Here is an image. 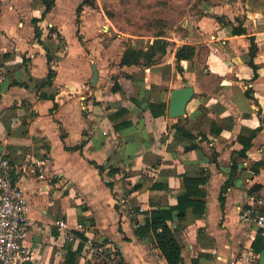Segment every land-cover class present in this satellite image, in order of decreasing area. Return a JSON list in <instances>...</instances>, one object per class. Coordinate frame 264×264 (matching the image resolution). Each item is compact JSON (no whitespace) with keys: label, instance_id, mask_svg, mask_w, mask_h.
I'll list each match as a JSON object with an SVG mask.
<instances>
[{"label":"crops","instance_id":"obj_1","mask_svg":"<svg viewBox=\"0 0 264 264\" xmlns=\"http://www.w3.org/2000/svg\"><path fill=\"white\" fill-rule=\"evenodd\" d=\"M80 2L55 0L42 15V0H0V157L15 167L29 201L26 246L43 264H105L83 243L86 236L76 229L82 224L95 242L116 249L118 264H168L153 231L143 226L152 209L177 204L184 175L205 176L203 213L190 207L179 221L173 210L168 221L181 244L182 264H233L248 249L257 255L253 264H264V241L256 239L263 228L238 218L239 207L264 193V30L251 33L256 74L247 63V36L232 35L217 20L211 32L201 27L197 35L210 47L201 66L178 63L179 44L167 64L120 66L123 49L112 65L106 45L98 47L107 43L105 36H92L89 52L83 46L72 13ZM80 24L85 29L84 20ZM93 63L97 83L91 82ZM49 68L53 81L42 85ZM186 84L194 96L181 118H171L170 92ZM50 95H56V106ZM162 101L166 113L157 117L141 107ZM120 107L129 110L132 126L115 131L108 116ZM176 122L195 137H174ZM211 122L222 127L219 135L211 133ZM258 126L251 155L241 156L239 135ZM191 144L196 147L186 150ZM30 160L41 163L34 174L23 171ZM91 161L103 165V174ZM111 167L116 173H108ZM58 219L76 240L60 233Z\"/></svg>","mask_w":264,"mask_h":264},{"label":"rangeland","instance_id":"obj_2","mask_svg":"<svg viewBox=\"0 0 264 264\" xmlns=\"http://www.w3.org/2000/svg\"><path fill=\"white\" fill-rule=\"evenodd\" d=\"M88 2L83 6L80 18L76 22L78 35H82V44L87 52L92 36L102 37L101 40L105 36L107 43H102L98 47L106 45L105 47L109 49L107 60L112 65L125 46H146L154 38L159 37L168 43L167 52L160 61L167 64L177 44L191 41L196 47L193 62H200L201 66L210 47L203 38H196L199 32L204 31L201 27L208 32L213 30L212 23L217 20V16L224 18V22L217 21L220 25L228 26V29L232 28V24L246 25L247 33L244 34L246 36L259 29L264 30V0H88ZM72 13L76 14L74 10ZM82 20L85 29L80 27ZM210 41L209 37L207 42ZM246 41L249 42V39ZM69 45L73 47L74 52L72 42L69 41ZM122 72L119 71L117 74ZM117 74H108V77L115 79ZM186 80L183 78V81Z\"/></svg>","mask_w":264,"mask_h":264},{"label":"trees","instance_id":"obj_3","mask_svg":"<svg viewBox=\"0 0 264 264\" xmlns=\"http://www.w3.org/2000/svg\"><path fill=\"white\" fill-rule=\"evenodd\" d=\"M55 0H42V3L44 5V10L42 12V15H45L51 7L54 5ZM89 3L88 0H81V2L78 4L76 8V14H77V21L79 20V16L83 10V6ZM217 20L224 22V18L222 16H217ZM231 31L230 33L232 35H241V34H246L247 29L243 24H237L231 25ZM35 31H37V36H38V30L35 28ZM249 39V60H247V63L255 70L256 74V69L257 66L254 61V57L256 55V49H257V44L255 41V37L253 35H248L247 36ZM167 41L163 40L162 38L156 37L152 40V42L148 43V45H143L141 47H137L135 45H127L125 46L120 61L119 65L120 66H138L141 68H151L153 67L156 63L160 61V58L164 56L167 52ZM196 54V47L194 44L191 43H182L175 51V58L178 63H180L181 60H193V57ZM48 62L50 63L51 57L50 55H47ZM178 70L182 71V67L180 64L178 65ZM127 77H129V74H125ZM55 76V72L53 69L49 68L47 76L43 82H41L42 85L44 84H51L53 81V78ZM119 85L117 83L114 84L112 87V91H116L118 89ZM66 93H71V92H66ZM42 96H46V94H41ZM59 94H57L58 96ZM50 98H52L55 101L56 95H50ZM132 100L137 104L141 105L140 101L132 97ZM54 106H56V101L54 102ZM143 109H148L153 117H157L160 115H163L166 113V108H167V103L165 101L162 102H148L145 105L141 106ZM129 110L120 107L118 108L115 112L109 114V119L112 122L113 128L115 131H120L121 129L125 127L132 126V121L128 117ZM211 133L214 135H219L222 127L219 126L217 129H214V122H211ZM171 128L174 129V137L176 138H193L195 137L194 134L186 129L183 126H180L179 123H173L171 125ZM261 127L258 126L257 128L250 130L247 135L241 134L238 137V140L242 144V148L238 152L241 156L247 157L251 155L248 152V149L251 146L252 139L256 135L257 131ZM196 147L195 144H191L190 146H187L185 149H190ZM95 165V167L99 170L100 174H103L104 172V167L103 165H98L96 162L91 161ZM233 168L236 167V162L233 160L232 161ZM116 169L110 168L108 173L109 174H114L116 173ZM206 180V177L203 176H183V184L185 186V191L184 193L178 197V202L177 204L172 207L168 208H157V209H152L150 212V219L146 220L145 226L143 228L151 229L154 234L155 238V243L159 247L160 251L166 258L168 264H182L181 261V244L178 241L174 230L169 224L168 221L172 220L174 218L173 215V210H177L176 213V218L179 221H182L186 217L187 209L192 208V210L197 214L201 215L204 211L205 208V190L201 187L202 184H204ZM229 181V180H228ZM228 181L226 185L228 184ZM107 184L112 187V182H107ZM135 189L138 188V185L134 186ZM220 200L222 201V195L220 196ZM180 225V224H179ZM178 227V226H177ZM264 231L263 229H259V234L258 237L263 238L264 237L260 236V233ZM256 244V240L253 242V245ZM75 254V253H73Z\"/></svg>","mask_w":264,"mask_h":264},{"label":"built area","instance_id":"obj_4","mask_svg":"<svg viewBox=\"0 0 264 264\" xmlns=\"http://www.w3.org/2000/svg\"><path fill=\"white\" fill-rule=\"evenodd\" d=\"M41 163L30 160L23 165V171L34 174L40 170ZM15 167L7 158L0 157V264H43L26 246L25 225L29 201L16 178ZM251 203L239 207L238 218L241 221L252 222L257 228H264V193L253 198ZM61 234L67 240H76L78 235L63 219L57 220ZM86 237L83 243L90 252L105 261V264H118L116 249L109 243H98L87 234V227L80 224L77 228ZM256 253L248 249L240 253L233 264H253Z\"/></svg>","mask_w":264,"mask_h":264},{"label":"water","instance_id":"obj_5","mask_svg":"<svg viewBox=\"0 0 264 264\" xmlns=\"http://www.w3.org/2000/svg\"><path fill=\"white\" fill-rule=\"evenodd\" d=\"M92 76L91 82L97 83L98 70L96 65H91ZM194 96V88L191 84L173 88L170 92L168 116L171 118H181L186 112V106L191 98Z\"/></svg>","mask_w":264,"mask_h":264}]
</instances>
